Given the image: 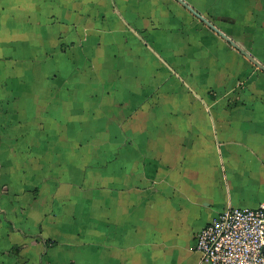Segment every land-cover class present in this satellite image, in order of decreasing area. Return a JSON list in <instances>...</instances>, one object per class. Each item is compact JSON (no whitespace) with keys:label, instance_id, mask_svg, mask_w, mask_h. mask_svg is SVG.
<instances>
[{"label":"crops","instance_id":"obj_1","mask_svg":"<svg viewBox=\"0 0 264 264\" xmlns=\"http://www.w3.org/2000/svg\"><path fill=\"white\" fill-rule=\"evenodd\" d=\"M264 63V0H185ZM264 206V72L177 0H0V264H206Z\"/></svg>","mask_w":264,"mask_h":264},{"label":"built area","instance_id":"obj_2","mask_svg":"<svg viewBox=\"0 0 264 264\" xmlns=\"http://www.w3.org/2000/svg\"><path fill=\"white\" fill-rule=\"evenodd\" d=\"M206 264H264V206H229L197 235Z\"/></svg>","mask_w":264,"mask_h":264},{"label":"water","instance_id":"obj_3","mask_svg":"<svg viewBox=\"0 0 264 264\" xmlns=\"http://www.w3.org/2000/svg\"><path fill=\"white\" fill-rule=\"evenodd\" d=\"M184 8H186L190 13L196 16L201 22L208 26L213 32H215L219 37L229 43L235 50H237L241 55H243L247 60L254 64L257 68L264 72V63L260 61L254 54L246 48V46L239 40L233 38L212 22L209 18L203 15L200 11L194 8L185 0H177Z\"/></svg>","mask_w":264,"mask_h":264}]
</instances>
